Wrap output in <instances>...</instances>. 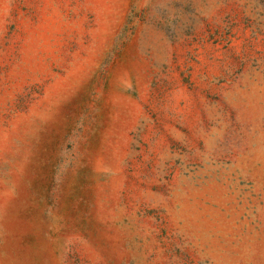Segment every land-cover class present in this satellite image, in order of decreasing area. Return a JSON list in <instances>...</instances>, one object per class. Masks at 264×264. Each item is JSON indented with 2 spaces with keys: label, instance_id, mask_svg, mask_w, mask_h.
Listing matches in <instances>:
<instances>
[{
  "label": "rangeland",
  "instance_id": "obj_1",
  "mask_svg": "<svg viewBox=\"0 0 264 264\" xmlns=\"http://www.w3.org/2000/svg\"><path fill=\"white\" fill-rule=\"evenodd\" d=\"M0 264H264V0H0Z\"/></svg>",
  "mask_w": 264,
  "mask_h": 264
}]
</instances>
